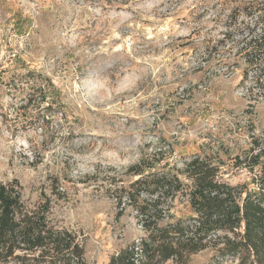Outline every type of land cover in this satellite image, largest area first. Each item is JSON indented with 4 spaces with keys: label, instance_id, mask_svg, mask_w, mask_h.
<instances>
[{
    "label": "rangeland",
    "instance_id": "374dc122",
    "mask_svg": "<svg viewBox=\"0 0 264 264\" xmlns=\"http://www.w3.org/2000/svg\"><path fill=\"white\" fill-rule=\"evenodd\" d=\"M259 1L0 0V183L17 181L30 208L48 200L50 224L75 236L87 264L147 235L135 211L160 193L132 189L143 160L184 186L193 156L222 184H250V157L261 151L254 169L264 166V99L240 90L239 49L264 33ZM249 72L264 87V72ZM158 209L161 228L194 216L178 194Z\"/></svg>",
    "mask_w": 264,
    "mask_h": 264
},
{
    "label": "trees",
    "instance_id": "16d2710c",
    "mask_svg": "<svg viewBox=\"0 0 264 264\" xmlns=\"http://www.w3.org/2000/svg\"><path fill=\"white\" fill-rule=\"evenodd\" d=\"M254 8L259 12V23L264 24V0ZM239 53H243L247 69L264 72L261 59L264 33L250 39ZM262 154L259 151L249 159L253 162L249 168L253 175L248 185L220 183L218 166L198 156L184 164L190 181L186 186L171 168L154 173L152 161L149 164L143 160L132 167V174L139 177L131 184L137 198L142 199V191L148 192L149 197L160 195L153 200L142 199L144 205L135 208L144 218L147 235L137 245L133 243L112 255L107 264H164L181 260L186 264L189 255L208 248L215 251L213 264H221L226 259L235 264H264V166L258 171L254 169ZM179 192L187 197L194 216L188 222L178 218L165 227H158L153 213L160 212L161 199L173 198ZM126 197L129 201L135 198L133 193ZM48 212V200L30 208L22 198L17 181L0 183V264H87L75 236L54 228ZM137 247L140 255L135 251Z\"/></svg>",
    "mask_w": 264,
    "mask_h": 264
},
{
    "label": "built area",
    "instance_id": "2783aa9c",
    "mask_svg": "<svg viewBox=\"0 0 264 264\" xmlns=\"http://www.w3.org/2000/svg\"><path fill=\"white\" fill-rule=\"evenodd\" d=\"M204 66V64H203ZM225 70V73L227 72L228 75L231 74L232 72V69L230 67H224L223 68ZM250 70H254V69H248L247 70V76L246 78L243 80V87H241V91H243L246 95V98L250 99L252 101L253 104H257L259 101H262L264 99V87H259L257 91H255V87H256V84L255 82H253V78L251 77V73L249 72ZM210 72H213L210 71ZM209 72V73H210ZM264 85V84H263ZM254 92V93H253ZM251 103V102H250ZM189 162V159H187L185 163ZM180 196V199L181 200H184L185 202L187 201V197L185 196H181V193L179 192L178 193V197ZM187 203V202H186ZM136 212V211H135ZM136 215L138 216L140 220V223H142V226L143 227V230H144V226H143V217L141 215L138 214V212H136ZM140 242V240L135 243L136 245ZM135 251H137V253H139L138 255H140V251H139V248H135Z\"/></svg>",
    "mask_w": 264,
    "mask_h": 264
},
{
    "label": "crops",
    "instance_id": "0c3cea01",
    "mask_svg": "<svg viewBox=\"0 0 264 264\" xmlns=\"http://www.w3.org/2000/svg\"><path fill=\"white\" fill-rule=\"evenodd\" d=\"M232 100H233L232 97H229V100H228V101L226 100V101H227V102H226V103H227V105H226L227 107H228V106H230V107H232V106H237L238 108H242V105H239V104H241V103H239V102L236 103V102H235V101L237 100L236 98H234V100H235V101H234L235 104H234V103H231ZM232 104H233V105H232ZM198 157H199V156H198Z\"/></svg>",
    "mask_w": 264,
    "mask_h": 264
}]
</instances>
